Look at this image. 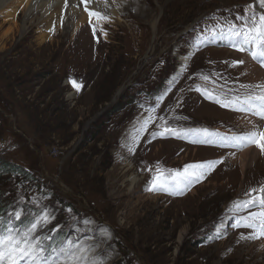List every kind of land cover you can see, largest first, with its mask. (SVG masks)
I'll list each match as a JSON object with an SVG mask.
<instances>
[{
    "label": "rangeland",
    "instance_id": "1",
    "mask_svg": "<svg viewBox=\"0 0 264 264\" xmlns=\"http://www.w3.org/2000/svg\"><path fill=\"white\" fill-rule=\"evenodd\" d=\"M140 1L148 14L130 9L113 18L110 34L96 38L85 24L73 33L64 24L51 31L33 23L24 39L23 15L13 33L2 37L0 32V167L24 173L0 171V200L14 205L38 195L42 203L29 204L49 207L57 234L77 224L89 243V257H95L90 261L97 264H264V239L252 242L247 232H229L225 240H207L224 227L236 199L264 187V151L242 171L231 151L173 140L136 149L131 133L142 116L137 101L145 93H160L181 65L190 34L183 32L217 9L256 0ZM43 29L47 37L41 40ZM24 50L33 54H18ZM232 58L237 56L210 49L193 59L183 87L169 96L165 112L173 113L162 122L163 132L252 129L234 114L202 107L188 90L196 73L216 64L250 80L244 67L226 63ZM71 80L82 88L74 87L78 95L70 94ZM219 158L225 162L218 171L183 199H152L147 192L152 167L172 175L191 162ZM26 177L39 193L21 188L29 184Z\"/></svg>",
    "mask_w": 264,
    "mask_h": 264
},
{
    "label": "snow or ice",
    "instance_id": "2",
    "mask_svg": "<svg viewBox=\"0 0 264 264\" xmlns=\"http://www.w3.org/2000/svg\"><path fill=\"white\" fill-rule=\"evenodd\" d=\"M261 3L264 5V0H261ZM85 10H88L87 6H85ZM89 16H95L100 20L109 19L107 16H102L100 13L96 12H89ZM253 16H255V13H253ZM249 19L251 21L249 27L242 31L233 32V35L241 38L239 44L236 46L239 51H248L251 49V57L254 60H260L261 64H264V12L255 19L252 17ZM240 63H243V61L235 62V64ZM204 79L207 80L208 77H204ZM71 83L73 87L79 90L80 86L75 81H72ZM256 87L260 88L259 93L249 94L243 98L237 96L232 98L228 103H223L220 100H217L216 102L222 103V106L225 107H233L238 111L252 113L259 117L260 121L264 123V85H257ZM193 131L203 133L205 137L204 139L194 140L193 142L216 143V140L209 139L208 137H218L219 143L223 146L228 139L227 137L220 136L219 133L209 132L208 129L185 130V138H187L186 133ZM159 135H176L179 137L181 133L176 130L166 129L164 132L159 133ZM261 137H264V129L253 125L252 130L243 135L232 136L231 141L235 142V146L242 148L255 146L260 148L261 151H264V141L260 140ZM217 163H219V161L194 163L185 165L183 172H176L173 170L174 175L179 177V179L175 180L174 184L169 183L167 179H160L159 176H156L153 179L154 189L158 188L159 190L169 191L175 188L182 191L183 188L202 179L206 171L213 169ZM156 171L157 173H160L161 170L158 167ZM256 191L257 189H252V193H255ZM259 191L264 193V187ZM253 204L264 209V195L251 197L249 200L244 201L242 205L237 204V207H252ZM15 217L16 219H19L20 213H15ZM246 220L249 222L244 225L245 227H256L260 230L261 235H264V210L250 214ZM49 222L50 218L45 214L40 220L32 222L30 227H28L23 233L15 231L12 227H9L7 232L0 233V264H22L24 261H27V264H59L58 260L50 259L45 255V250L39 246V243L35 241L33 237V234L37 231L38 227ZM53 251L56 250L53 249ZM60 254L71 256L73 264H79V261L72 253H66L62 249ZM79 259L82 260L83 257H80ZM92 264H97V262L93 261Z\"/></svg>",
    "mask_w": 264,
    "mask_h": 264
},
{
    "label": "bare ground",
    "instance_id": "3",
    "mask_svg": "<svg viewBox=\"0 0 264 264\" xmlns=\"http://www.w3.org/2000/svg\"><path fill=\"white\" fill-rule=\"evenodd\" d=\"M65 6H67V9L64 13ZM134 8H136L140 14L149 13V11H146L144 4L140 0H117L116 2L111 1L107 4L104 3L99 6V9H101L104 13L109 14L112 18L119 17L120 14L127 13L128 10ZM89 12H92V10L89 9L88 11H82V8L80 7V0H0V22H7V24H0V32L2 37L13 33L16 28H19V21L23 15V17H25V27L24 31L22 30L24 39H27L26 31L33 23L37 24V27L41 26L42 28L51 31L54 29L58 31L62 24H64L63 26L75 33L81 29V25L85 24L86 26L88 19L87 15L89 16ZM34 24L32 25L33 27ZM46 37L47 33L46 31L44 32L43 29L40 39L43 40L46 39ZM18 54L29 57L33 54V52L30 50H24ZM246 59L249 61L248 58ZM187 63L188 60L183 59L181 61V65H186ZM251 65L253 66L254 70H251L249 67H246L244 70L247 77L251 79H264V72H262L253 63H251ZM201 103L202 107H205L206 109H209L213 112H218V114H222V116L229 117L233 115L230 112L220 110L219 108L208 103L202 101ZM239 120L245 127L250 126L249 122H245L241 118H239ZM164 143H169V141L162 142L161 144ZM170 143L174 144V142ZM258 154L259 152H257L256 149H252L244 154L236 155L234 161L237 162L241 170L244 171L248 166H250V164L257 160ZM127 167L130 168L131 165L129 164ZM135 183L136 179L132 178L131 187ZM150 197L152 199L157 198L156 196ZM260 243L264 246V241H261Z\"/></svg>",
    "mask_w": 264,
    "mask_h": 264
},
{
    "label": "trees",
    "instance_id": "4",
    "mask_svg": "<svg viewBox=\"0 0 264 264\" xmlns=\"http://www.w3.org/2000/svg\"><path fill=\"white\" fill-rule=\"evenodd\" d=\"M9 167V166H8ZM2 178H1V176H0V180H1ZM34 185V184H33ZM8 192H10V191H8ZM3 203H4V201H1L0 200V208H1V206L3 205Z\"/></svg>",
    "mask_w": 264,
    "mask_h": 264
}]
</instances>
